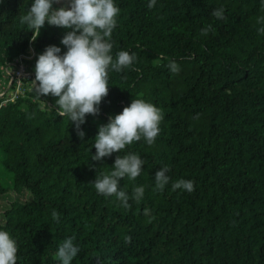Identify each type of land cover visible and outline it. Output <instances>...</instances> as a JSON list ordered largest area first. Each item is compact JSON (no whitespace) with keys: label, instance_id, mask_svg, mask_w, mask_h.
<instances>
[{"label":"trees","instance_id":"16d2710c","mask_svg":"<svg viewBox=\"0 0 264 264\" xmlns=\"http://www.w3.org/2000/svg\"><path fill=\"white\" fill-rule=\"evenodd\" d=\"M114 2L120 13L112 55L127 50L137 60L109 71L108 96L99 115L81 125L83 141L55 110V98L40 97L34 85L25 98L0 107V153L10 178L0 179V194L17 196L0 213V230L16 240L17 264H60L55 252L68 237L81 248L71 264H264L262 0H156L152 8L149 0ZM31 3L0 0V68L32 45L27 61L35 79L46 46L66 49L65 30L47 22L31 42L32 30L20 22ZM220 7L218 20L211 13ZM169 60L180 66L178 74L165 67ZM135 97L161 109L163 120L153 145L141 140L119 153L144 160L135 180L119 181L130 197L134 186L145 188L126 210L91 183L112 170L118 153L90 157L99 125ZM164 165L171 180L154 190ZM180 178L192 180L194 191H173Z\"/></svg>","mask_w":264,"mask_h":264},{"label":"clouds","instance_id":"9594fccd","mask_svg":"<svg viewBox=\"0 0 264 264\" xmlns=\"http://www.w3.org/2000/svg\"><path fill=\"white\" fill-rule=\"evenodd\" d=\"M155 4L156 0H149L148 7L152 8ZM119 13L114 0H32L27 13L20 17V22L33 32L31 42H35L46 22L65 30L60 43L66 51L62 52L55 44L46 46L37 55L32 82L40 97L55 98V110L59 116L69 118L82 141L85 132L81 125L86 122L87 115H99L100 104L108 96L109 71L122 72L137 60L136 54L127 50L118 51L115 58L112 55L111 35L117 26ZM211 15L218 20L224 19L223 7L214 9ZM261 21L264 17L257 22ZM210 30L211 25L201 29L200 34L207 35ZM258 31L264 33V28ZM154 64L160 66L159 60ZM165 67L173 74L180 71L175 60H169ZM195 118H199L198 115ZM162 120L161 109L135 97L120 113L110 115L107 123L99 125L93 144L96 152L91 160L102 161L113 153L118 154L112 170L96 174L91 182L98 194L115 197L126 210L131 208L130 198L139 203L144 195V186H134L130 197L119 188V181L125 177L135 180L142 172L144 160L133 152L123 156L119 153L126 146L141 140L149 146L153 145L160 133ZM170 171V167L164 165L155 172L154 190H164L171 180ZM171 187L173 191H194L193 181L183 178L177 179ZM144 214L149 215V209H144ZM52 217L58 221L59 213L53 210ZM74 240L75 237H68L59 243L54 258L60 264H71L81 251ZM17 252L16 240L8 231L0 230V264H17Z\"/></svg>","mask_w":264,"mask_h":264},{"label":"built area","instance_id":"2783aa9c","mask_svg":"<svg viewBox=\"0 0 264 264\" xmlns=\"http://www.w3.org/2000/svg\"><path fill=\"white\" fill-rule=\"evenodd\" d=\"M35 50L32 45L26 54L19 55L15 61L7 67H12V71H8L7 81L3 86V81L0 82V107L6 106L10 103L17 102L18 100L25 98L27 90L32 87L28 84V80L32 82L33 70L31 66H28L27 59L34 56Z\"/></svg>","mask_w":264,"mask_h":264},{"label":"rangeland","instance_id":"374dc122","mask_svg":"<svg viewBox=\"0 0 264 264\" xmlns=\"http://www.w3.org/2000/svg\"><path fill=\"white\" fill-rule=\"evenodd\" d=\"M28 63V66L30 67L31 65ZM32 68V67H31ZM13 68L12 67H8L6 68H0V82L3 81V86L5 85V82L7 81V75H8V71H12ZM33 70V69H32ZM28 84L33 85V82L28 80ZM2 159H3V155L0 153V179L3 180V182L5 183H9L10 182V178L8 173L6 172L3 164H2ZM17 198L16 194L11 192L8 194H0V213H2L4 210H6L9 205H10V201Z\"/></svg>","mask_w":264,"mask_h":264}]
</instances>
